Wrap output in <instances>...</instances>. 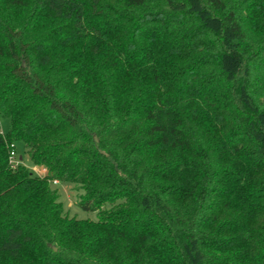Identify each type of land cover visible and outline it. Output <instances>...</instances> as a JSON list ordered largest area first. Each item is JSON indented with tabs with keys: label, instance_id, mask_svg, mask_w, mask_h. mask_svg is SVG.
Returning <instances> with one entry per match:
<instances>
[{
	"label": "trees",
	"instance_id": "obj_1",
	"mask_svg": "<svg viewBox=\"0 0 264 264\" xmlns=\"http://www.w3.org/2000/svg\"><path fill=\"white\" fill-rule=\"evenodd\" d=\"M0 116V264H264V0H0Z\"/></svg>",
	"mask_w": 264,
	"mask_h": 264
},
{
	"label": "rangeland",
	"instance_id": "obj_2",
	"mask_svg": "<svg viewBox=\"0 0 264 264\" xmlns=\"http://www.w3.org/2000/svg\"><path fill=\"white\" fill-rule=\"evenodd\" d=\"M10 129L11 119L9 117L0 116V132L7 133L8 131H10ZM14 150L16 153L15 159L17 161L22 162V164H24L31 171L38 174H43L42 172H40V167L33 164L30 160L27 153V148L22 140H18L15 142ZM54 185L58 186L60 195L59 200L64 204V209L70 216H75L78 218L97 219L96 212L85 211L78 206V193L80 191L74 184L60 182Z\"/></svg>",
	"mask_w": 264,
	"mask_h": 264
},
{
	"label": "built area",
	"instance_id": "obj_3",
	"mask_svg": "<svg viewBox=\"0 0 264 264\" xmlns=\"http://www.w3.org/2000/svg\"><path fill=\"white\" fill-rule=\"evenodd\" d=\"M15 155H16V153H15V150H14V148L11 150V153H10V162H11V164H13L14 166L15 165H18V163H19V161H17L16 159H15ZM40 172H42V173H45L46 172V169L45 168H40ZM54 183H58V181L57 180H55L54 181Z\"/></svg>",
	"mask_w": 264,
	"mask_h": 264
}]
</instances>
